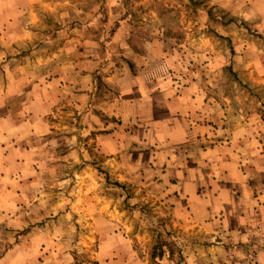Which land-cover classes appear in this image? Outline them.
Listing matches in <instances>:
<instances>
[{
	"label": "rangeland",
	"instance_id": "374dc122",
	"mask_svg": "<svg viewBox=\"0 0 264 264\" xmlns=\"http://www.w3.org/2000/svg\"><path fill=\"white\" fill-rule=\"evenodd\" d=\"M26 1L0 0L27 17L0 35V264H264V0ZM137 56L200 97L171 165L113 115ZM234 132L232 165L190 157Z\"/></svg>",
	"mask_w": 264,
	"mask_h": 264
},
{
	"label": "crops",
	"instance_id": "0c3cea01",
	"mask_svg": "<svg viewBox=\"0 0 264 264\" xmlns=\"http://www.w3.org/2000/svg\"><path fill=\"white\" fill-rule=\"evenodd\" d=\"M44 2L45 0H27L25 4L33 5ZM26 29L27 17H0V35L5 38H21L26 34ZM135 62L139 70L135 76L128 77L123 94L118 100L113 101V115L124 125L140 126L142 135L138 141L142 145H148L146 148L149 150L152 147L157 150L156 145L159 143H168L173 149L171 151H177L181 145L196 143L200 136L198 133L200 128L191 127L190 119L194 118L198 110L200 97L191 89L177 91L178 93L173 92V85L166 77L167 62L152 61L150 57L144 56H137ZM233 134L230 141L216 142L214 146L200 149L190 157L198 159L205 167H207L206 160L208 159L218 161V164L224 167L232 165L241 144L237 140L238 132ZM151 152L150 157L153 158L151 162L155 166L171 165L175 160L174 153L170 151L156 153L155 157H153L155 153L152 150ZM223 174H225L224 180H228L229 176H226L225 172ZM193 180L201 181L202 175H196V179H187L192 182L189 186L192 191L196 189ZM222 193L214 196L218 195V198H222L224 196ZM191 196H194V193Z\"/></svg>",
	"mask_w": 264,
	"mask_h": 264
}]
</instances>
